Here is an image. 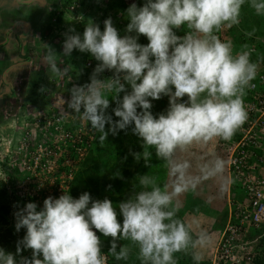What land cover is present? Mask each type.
I'll list each match as a JSON object with an SVG mask.
<instances>
[{
  "label": "clouds",
  "instance_id": "obj_1",
  "mask_svg": "<svg viewBox=\"0 0 264 264\" xmlns=\"http://www.w3.org/2000/svg\"><path fill=\"white\" fill-rule=\"evenodd\" d=\"M244 2L148 0L140 8L132 4L127 10L131 20L128 30L146 36L149 40L146 46L131 38H121L109 18L104 22L103 32L89 22L83 40L79 35L68 37L64 41L65 50L88 51L102 66L127 73L133 91L123 97L122 106L115 110V115L121 118L117 126L124 129L134 123L135 133L145 144L155 146L157 155L167 158L178 146L208 142L215 137L230 140L247 120L242 97L245 86L257 75V65L250 63L248 52L234 58L231 42H221L212 35L225 21L230 22L229 27L239 23ZM253 6L258 14L264 11V3L253 0ZM184 24L205 38L189 34L184 42L178 43L173 27ZM150 56L155 57L154 63ZM170 86L175 88L171 107L167 115L157 119L148 111L151 108L148 98L160 99L162 93L171 92ZM89 93L83 89L76 92L72 106L79 111L83 105L85 117L93 127L103 131L111 118H106L101 109L107 108L109 102L95 87H90ZM185 96L189 103L176 102ZM138 106L143 109L140 113ZM106 135L101 136V141ZM223 168L224 162L217 160L216 170L222 172ZM141 184L148 185L149 180L142 178ZM90 199L87 192L78 199L67 194L55 200L49 197L43 210L37 211L36 203L29 202L16 213V230L27 229L25 246L34 255L43 254V260L36 259L34 264H104L100 239L93 229L113 238L121 233L124 238L130 237L140 244L143 258L153 264H176L173 253L188 245L190 236L185 224L173 220L174 212L166 210L171 196L159 188L140 192L135 202L121 203L122 225L110 199L97 200L88 207ZM2 256L4 253L0 251ZM7 264H14L11 255Z\"/></svg>",
  "mask_w": 264,
  "mask_h": 264
},
{
  "label": "rangeland",
  "instance_id": "obj_2",
  "mask_svg": "<svg viewBox=\"0 0 264 264\" xmlns=\"http://www.w3.org/2000/svg\"><path fill=\"white\" fill-rule=\"evenodd\" d=\"M29 1L30 0H27L26 2ZM38 2H40V5H43L44 10L39 13L38 18L34 16L35 20H33L34 23L31 25L32 27L27 42L29 45L28 51L32 57L31 64L25 68L26 75L22 74L23 70H17L15 75L17 86H21V84H23L22 82H27V80L31 81V88L26 96L27 98L29 97L30 102H27V99H23V91H21L22 93L18 92V99L16 105L13 106L14 109L11 116L5 114V110L9 107V105L6 104L0 108V119L14 117L15 114L17 117L18 115L23 116L27 113H36L51 106L52 102L70 96L72 93L69 83H72V79H75L73 75L76 72L78 73L80 65L82 67L83 61H86L87 57L91 55L88 58L94 62V66L98 69L97 77L99 79L103 77L108 78L106 82L108 84L107 88H105L102 93L109 103L107 108H102L101 110L106 118H111L108 120V126L110 125L111 127V121L113 119L112 114H115V110L122 106L123 97L131 94L133 91L131 82L126 79L127 73L118 71V73H113L111 77L103 75L104 66H102L101 61L97 60L90 52L80 51L78 48H73L70 52L66 51L64 41L73 35H79L81 40H83V33L89 22L99 26L101 32H103L105 28L104 22L110 18L121 38H131L142 46H146L149 43L146 36L138 34L134 29L131 31L128 30V24L131 23V20L127 10L132 4H136L138 8L143 7L148 3V0H39ZM255 2L258 4L264 3V0H255ZM16 7L22 9L20 5H16ZM25 8L30 7H24V9ZM238 19L239 23L232 24L231 27L228 26L230 22H223L228 28L223 35L233 46L237 44L238 47L242 46L241 48H244L251 41H242L240 39L242 30L250 31L252 28L264 30V11L258 14L253 6V0H245L241 5ZM182 26L183 25L179 28L173 27V33L179 37L178 43L184 42V39L189 34L194 38H205L203 34L196 32L195 29L189 28L187 24H184L183 27L186 29L185 35H180ZM212 35H214V32ZM207 38L211 39L210 37ZM171 51L172 47H170V52ZM85 57L86 59H84ZM149 59L154 63V56H150ZM146 71L147 70H145V74ZM49 73L52 75L55 73L54 80L50 83L46 80L45 84L42 83L45 87L41 89V81L44 78H50ZM23 76L27 79L25 80ZM139 82L138 80L137 83ZM170 87L172 89L171 92L168 94L162 93L160 99L148 98L151 102V108L148 109V111L157 119L162 114L167 115L171 107L170 100L172 94L175 92V88L174 86ZM178 100H180V98H177L176 102H178ZM29 103L33 104L32 107L28 105ZM21 106H24L25 109ZM142 111L143 109L138 106L137 112L140 113ZM134 127L135 125L133 123L124 128L126 131L124 136L126 148L120 146L118 149L112 142V147L110 149L113 150L114 147L115 149L111 156H109V149L107 146L106 148L102 146L104 149H101V144L96 146V155L90 152L91 155H88V159H86L87 162L84 161L87 165L84 167L83 165L85 163L81 165L80 170H82L83 167L81 175L78 177L77 182H74L69 192V194L72 192L73 199H78L85 192L89 193L91 199L88 207H91L92 203L97 200L103 201L104 199H110L117 212L118 220L123 217L119 205L129 201L135 202L138 194L143 192V190H138L140 188L137 187L139 186L138 184L141 183L143 174H148V170L151 173L155 170L153 175L155 178L156 174H158L157 170L159 169L156 167L157 162L162 159L163 163H165L164 161L166 160L165 157H159L158 155L155 161L148 160L149 158L146 157L145 151H147L148 154L151 152L152 155L157 152L156 147L146 145L143 141H140L141 145L145 147L142 149L139 147V144L134 143V141L138 139L134 135ZM94 156L100 158L98 166L95 158H93ZM90 158H92V160ZM145 160L149 161V163H142V161ZM137 161L139 162L136 163ZM124 172L126 176L123 175ZM158 179H160V175L157 176V180ZM121 180L127 183L124 187L129 188L127 191L128 195L127 198L122 200L120 197L121 194H119V200H116L111 193L120 189L122 186L120 183ZM1 197L0 193V251L4 253V256L0 257V264H7V257L9 255L13 257L14 264H19L29 259V255L33 253V250L25 246L24 237L27 232L26 227H21L19 231H17L16 223L18 222V218L12 221L8 219V214H3V199ZM166 210L171 211L168 207ZM97 235L100 239L101 254L107 256L106 250L113 249V245H115V249L126 252L124 260L121 261L122 264H136L139 258L144 261L141 264H153L152 260H146L142 255L139 256L136 245L132 247L133 255L128 256L129 253L127 250H130L129 247L131 246L126 245L120 240L121 236H123L122 233L116 238H113L111 236H105L97 230ZM193 241L194 238L191 236L187 246L189 247V244L191 245ZM203 249V258L208 260L213 255L211 251L212 248L208 247ZM197 256H200L198 252L196 254V252L186 247L179 252L173 253V260L178 262V264L179 261H183L180 264H198L196 262L198 260L196 258ZM202 264L207 263L203 262Z\"/></svg>",
  "mask_w": 264,
  "mask_h": 264
},
{
  "label": "built area",
  "instance_id": "obj_3",
  "mask_svg": "<svg viewBox=\"0 0 264 264\" xmlns=\"http://www.w3.org/2000/svg\"><path fill=\"white\" fill-rule=\"evenodd\" d=\"M226 29L222 23L219 30L213 31L225 43ZM244 52L249 53L250 63L257 65V75L245 86L242 97L247 120L230 140L212 139L242 195L229 200L228 221L216 243L211 264H259L256 255L264 257V248L260 247L264 237V36H256L238 50L232 45L234 58ZM85 66L88 73L94 72L87 76L88 84L80 85L72 79L70 96L36 113L17 117L15 114L14 132L0 136V193L12 221L29 202L43 210L45 199L68 195L90 154L98 129L85 117L83 105L77 111L72 101L80 89L90 94V87H95L102 96L108 78L97 77L98 69L90 58ZM102 73L111 77L118 70L104 67ZM13 109L9 105L5 114L11 116ZM101 257L108 264L107 256Z\"/></svg>",
  "mask_w": 264,
  "mask_h": 264
},
{
  "label": "crops",
  "instance_id": "obj_4",
  "mask_svg": "<svg viewBox=\"0 0 264 264\" xmlns=\"http://www.w3.org/2000/svg\"><path fill=\"white\" fill-rule=\"evenodd\" d=\"M38 1L30 3L24 0H0V108L6 104L15 106L17 93L21 91L24 94L23 99L30 102L26 96L31 88V81L27 80L17 86L15 75L17 70H23L22 74L26 75L25 68L31 64L32 57L27 43L31 25L34 23V16L38 18L39 13L44 10ZM16 5L22 6V9H18ZM49 75L50 78L41 81V89L45 87L46 80L49 83L54 80L55 73ZM177 103H189V99L185 96ZM28 105L32 107L33 104ZM21 107L25 109L24 106ZM14 120L13 117L0 119V136L14 132ZM155 159L151 157L148 160ZM217 160L224 162L222 172L216 170ZM144 162L149 163L147 160L142 161ZM164 162V177L157 180V175L153 177L155 170L152 173L148 170L149 173H144L142 178L147 177L149 184L143 186L152 190L159 188L171 196L167 207L174 212L172 219L177 217L178 221L184 223L189 236L194 238L187 248L196 254L198 252L201 259L196 261L198 264L210 262L219 236L228 221L229 200L231 197H240L242 192L237 184L232 182L223 154L215 147L213 140L178 146ZM135 245L140 256V244L136 242ZM208 247L212 248L213 255L207 260L203 258V248ZM143 262V259L139 258L136 264Z\"/></svg>",
  "mask_w": 264,
  "mask_h": 264
},
{
  "label": "trees",
  "instance_id": "obj_5",
  "mask_svg": "<svg viewBox=\"0 0 264 264\" xmlns=\"http://www.w3.org/2000/svg\"><path fill=\"white\" fill-rule=\"evenodd\" d=\"M184 27V25L182 26V29L180 30V35H185V33H186V29L185 28H183ZM247 28V27H246ZM245 28V29H246ZM252 31V32H251ZM242 34L240 35V39L242 40V41H244V40H250V41H254V39H255V37L256 36H263L264 35V30H256L255 28H252L250 31L249 30H242V32H241ZM232 35V34H231ZM248 37V38H247ZM250 43H248L247 45H249ZM241 47L242 46H240V47H238L237 46V44H236V46H235V49H241ZM91 55H89L88 57H90ZM87 57V56H86ZM86 57L84 58V59H86ZM87 57V58H88ZM85 63H86V61H83V63H82V67H81V65H80V67H79V71H78V73L76 72L73 76L75 77V81L78 83V84H80V85H85V84H88V80L89 79H87V76H92V75H94V72H89L88 73V71H87V67L85 66ZM88 73V74H87ZM103 96V98L105 99V95L103 94L102 95ZM112 114V113H111ZM113 115V119H112V121H111V127H110V125L108 126V121L106 122V124H105V128H104V130L103 131H100V130H98V133H97V137H96V139L94 140V143H93V146H92V148H91V150H90V152L91 153H93V155H96L97 153L95 152L96 151V146L98 145V144H101L100 146H101V149H104L103 147H105L106 148V146H107V148L109 149V156H111L112 155V152L114 151V149H115V147H114V149L112 150V149H110L111 147H112V142H113V144L119 149L120 148V146L121 147H125L126 148V143H125V141H124V139H125V134H126V131L124 130V129H120L117 125H118V122L120 121V117H117L114 113L112 114ZM114 129V130H113ZM105 133H107V135H106V138L101 142V136H103ZM135 135V137H137L138 139H140V140H136V141H134V143H136V144H139V147H141L142 149H144L145 147L143 146V145H141V143H140V141H143L144 142V140L137 134V133H135L134 134ZM124 141V142H123ZM111 143V144H110ZM144 144H145V142H144ZM147 145V144H146ZM103 146V147H102ZM138 148V147H137ZM147 151H145V153H146ZM91 155V154H90ZM89 155V156H90ZM156 155V156H155ZM146 157H148L149 159L152 157V158H157V152H155V154L153 153L152 155H151V152L146 156ZM160 157V156H159ZM93 158H95V160H96V162H97V166H98V164L100 163V158L98 157V156H94ZM86 159H88V156L86 157ZM91 160H92V158H90ZM102 159V158H101ZM90 160V161H91ZM86 161V160H85ZM157 161V160H156ZM87 162V161H86ZM86 162H84L85 164L83 165V167L84 166H86L87 165V163ZM160 164V165H159ZM163 160L161 159L160 161H158L157 162V168H159L158 170L161 172H159V171H157L158 172V174H156L157 176L158 175H160V179H162L163 177H164V175L165 174H163V172L162 171H164V166H163ZM96 166V167H97ZM83 167H82V170H83ZM82 170H80L79 172H78V174H77V177H76V179H75V181L74 182H77V179H78V177L81 175V171ZM125 172H126V170H125ZM125 172L123 173V175H125L126 176V174H125ZM146 174V173H145ZM159 180V179H158ZM121 184H122V186L124 187V186H126L127 185V183L124 181V180H121V182H120ZM120 187V189L119 190H115V191H113L111 194L114 196V199H116V200H119V194H121V198H122V200H124V198H127V195H128V193H127V191L129 190V188H126V187ZM137 187H139L140 189H138V190H143V191H151L152 189L150 188V189H146V187L145 186H143V185H140V186H137ZM70 196H72V192L69 194ZM110 196V195H109ZM112 198V197H111ZM113 199V198H112ZM113 199V200H114ZM3 210H4V213L3 214H7L8 213V209H7V207H5V206H3ZM37 211H40V210H38L37 209ZM173 220H178L177 219V217H174L173 218ZM119 221H120V223H121V225L123 224V217H121V218H119ZM120 240H122L126 245H130L131 247H129V249L130 250H127L128 251V256H130V255H133V252H132V247H134L135 246V241H133L130 237L129 238H124L123 236H122V238L120 239ZM261 244H263V245H261L260 247H263L264 248V237L261 239ZM106 253H107V262H108V264H122V260H124V256H121L120 255V253H121V251L119 250V249H114V251H113V249H108V250H106ZM176 253V252H175ZM100 255H101V252H100ZM119 257V258H118ZM36 259H40V260H43V254L42 253H40L39 255H34V252L33 253H31L30 255H29V259H27V260H25L24 262H22V264H27V263H29V262H33L34 263V261L36 260ZM127 259V258H126ZM131 259V258H130ZM212 261V260H211ZM211 261L209 262V261H206V263L207 264H211ZM255 261L257 262V263H259V264H264V257H261L260 256V254H257L256 255V258H255ZM183 261H179V264L180 263H182ZM176 264H178V262H176Z\"/></svg>",
  "mask_w": 264,
  "mask_h": 264
},
{
  "label": "flooded vegetation",
  "instance_id": "obj_6",
  "mask_svg": "<svg viewBox=\"0 0 264 264\" xmlns=\"http://www.w3.org/2000/svg\"><path fill=\"white\" fill-rule=\"evenodd\" d=\"M24 1H27V0H24ZM33 1H35V0H30L29 2H33Z\"/></svg>",
  "mask_w": 264,
  "mask_h": 264
}]
</instances>
